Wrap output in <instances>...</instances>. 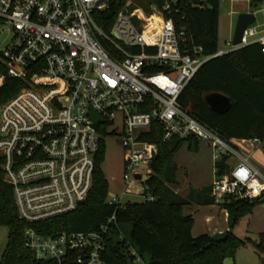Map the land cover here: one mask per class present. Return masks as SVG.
Listing matches in <instances>:
<instances>
[{
  "label": "built area",
  "instance_id": "obj_1",
  "mask_svg": "<svg viewBox=\"0 0 264 264\" xmlns=\"http://www.w3.org/2000/svg\"><path fill=\"white\" fill-rule=\"evenodd\" d=\"M133 4L126 3L107 34L95 14L107 9L108 0H0V31L12 34L0 50V89L8 80L25 84L0 105V169L12 188L20 221L46 222L86 201L100 133L114 135L110 129L118 116L125 151L122 196L155 200L146 182L158 145L142 138L156 124L162 128L159 142L194 139L210 149L213 205L225 210L233 202L264 197V164L247 151L261 147L264 152V143L258 138L225 140L179 102L212 58L203 56L185 30L176 27L173 14L179 13V0H162L161 8L151 5L148 10ZM252 43H259L264 55V36L253 26L239 46L231 41L228 50L213 57ZM92 111L103 124L93 122ZM120 199L108 203L121 204ZM114 222L112 217L109 224ZM111 231L108 225L95 233L44 235L29 227L24 246L36 261L107 264ZM127 252L133 263L142 260L129 244Z\"/></svg>",
  "mask_w": 264,
  "mask_h": 264
},
{
  "label": "trees",
  "instance_id": "obj_2",
  "mask_svg": "<svg viewBox=\"0 0 264 264\" xmlns=\"http://www.w3.org/2000/svg\"><path fill=\"white\" fill-rule=\"evenodd\" d=\"M129 0H108V7L95 14L100 29L109 34L118 14ZM161 8L162 0H132ZM179 0V13L173 14L177 28H183L194 47H199L205 57H212L202 65L187 85L179 99L201 123L218 132L225 140L258 138L264 143V55L259 43L249 44L237 51L220 57L218 34L221 0ZM263 0H250L257 9ZM25 84L19 80H8L0 89V105L15 96ZM222 94L230 99L231 108L216 114L208 107L205 98L210 94ZM99 144L95 158L92 188L86 201L74 212L36 225L18 219L12 188L3 181L0 169V228L8 229V241L0 264H54L36 261L24 246V232L29 227L40 230L44 235L58 232L95 233L104 226L112 229L107 236L104 260L107 264H134L127 252L132 246L147 264H224L234 258L237 251L250 240H240L230 231L216 238L209 235L193 237L194 221L184 216V208L192 204L213 205L211 186L196 196H182L179 168L175 155L183 148L197 151L200 142L194 139L159 142L162 128L153 125L149 134L142 139L158 145V154L150 163L151 177L146 185L155 198L153 202L109 204V184L103 172L105 161V138ZM2 160L0 158V167ZM221 175V173L219 174ZM261 198L253 202H233L225 210L233 216L231 226L252 213ZM114 217L115 222L109 224ZM120 226L129 227L128 237L120 241ZM264 251V234L258 243H252Z\"/></svg>",
  "mask_w": 264,
  "mask_h": 264
},
{
  "label": "rangeland",
  "instance_id": "obj_3",
  "mask_svg": "<svg viewBox=\"0 0 264 264\" xmlns=\"http://www.w3.org/2000/svg\"><path fill=\"white\" fill-rule=\"evenodd\" d=\"M151 5L145 3H135L134 8H142L148 10ZM219 18V34H218V49L228 50L227 43L232 41L234 29L237 18L240 14L253 13L256 17V23L253 25L258 32L263 31L264 34V0L263 3L254 9L250 5V0H221ZM12 40V34L3 29L0 31V50H3ZM253 39H250L252 41ZM121 118L117 117L116 127H111L110 132L115 131L114 135H108L105 138V161L102 169L109 184L108 201L114 197H121L124 190V156L125 151L123 149L122 142V130L120 128ZM110 134V133H109ZM100 137L103 139V133H100ZM260 152H256L257 149L249 150L254 152V157L257 160H262V154H264L261 147ZM174 161L179 168V181L180 188L177 189L182 196L197 194L203 189L207 188L214 180V166L212 161V153L210 149L203 143L199 144L197 151L188 150L183 147L174 157ZM144 199L140 195H124L121 198V204L126 203H141ZM193 205V204H192ZM129 227L120 226V233L124 238L128 237ZM121 236V237H122ZM117 235L116 238H119ZM8 241V229L0 228V259L4 252ZM148 257L145 256L143 260L135 261L134 264H147Z\"/></svg>",
  "mask_w": 264,
  "mask_h": 264
},
{
  "label": "crops",
  "instance_id": "obj_4",
  "mask_svg": "<svg viewBox=\"0 0 264 264\" xmlns=\"http://www.w3.org/2000/svg\"><path fill=\"white\" fill-rule=\"evenodd\" d=\"M262 32H259V36H264ZM249 150L251 148L248 147L247 151ZM257 152L261 153L260 150H256L255 153ZM251 153L255 155L253 151ZM262 157V160L260 159L259 161L264 164V156ZM212 182L209 186H211ZM122 197L121 195L120 198ZM184 216L193 218V237L206 234L219 238L231 231L240 240H250L248 244L237 251L234 258L226 259L224 264H264V251L259 252L252 244L258 243L259 236L264 234V197L261 198L259 204L250 215L240 219L233 227L231 226L233 216L228 211L222 210L215 205L199 206L193 204L187 206L184 208Z\"/></svg>",
  "mask_w": 264,
  "mask_h": 264
},
{
  "label": "water",
  "instance_id": "obj_5",
  "mask_svg": "<svg viewBox=\"0 0 264 264\" xmlns=\"http://www.w3.org/2000/svg\"><path fill=\"white\" fill-rule=\"evenodd\" d=\"M208 5H211V0H206ZM256 23V17L252 13L240 14L237 18L234 34L232 37L233 47L241 44V40L245 30ZM205 102L212 112L216 114H223L231 108V101L222 94H210L205 98ZM92 120L95 124H103V120L93 111L91 112ZM264 149V144H263ZM139 176H137L138 178Z\"/></svg>",
  "mask_w": 264,
  "mask_h": 264
}]
</instances>
